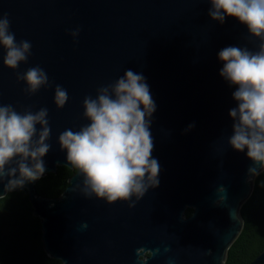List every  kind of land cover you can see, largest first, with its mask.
<instances>
[{
	"label": "water",
	"instance_id": "1",
	"mask_svg": "<svg viewBox=\"0 0 264 264\" xmlns=\"http://www.w3.org/2000/svg\"><path fill=\"white\" fill-rule=\"evenodd\" d=\"M209 7L208 0H0V18L7 15L17 42L32 45L16 71L4 67L0 49V105L48 110L44 176L71 168L59 135L85 126V97L125 71L143 74L157 106L151 134L160 183L134 208L86 199L73 190L82 186L77 172L55 199L38 193L39 180L15 190L28 191L50 257L62 264H226L262 171L247 179L252 162L228 146V113L236 105L217 53L227 46L256 51L259 42L232 18L213 22ZM34 66L45 70L50 87L30 96L17 77ZM56 85L67 90L63 109L54 104ZM7 193L0 184V198ZM250 264H264V251Z\"/></svg>",
	"mask_w": 264,
	"mask_h": 264
},
{
	"label": "clouds",
	"instance_id": "2",
	"mask_svg": "<svg viewBox=\"0 0 264 264\" xmlns=\"http://www.w3.org/2000/svg\"><path fill=\"white\" fill-rule=\"evenodd\" d=\"M208 3V16L213 22L223 25L232 18L259 42L256 51L227 46L217 53L222 65L219 76L234 89L232 99L236 105L228 113L232 121L228 146L252 162L249 179L264 171V0ZM71 35L75 39L79 29ZM31 48L27 40L17 42L6 14L0 18L5 68L16 71L27 63ZM17 79L24 83L30 96L50 87L47 73L39 66L29 68ZM67 100V90L56 85L57 109H63ZM82 107L88 123L79 130L66 129L58 137L66 163L82 177V186L73 190H79L86 199L95 198L108 205L127 203L130 209L134 208L149 189H156L160 183V165L152 157L151 134L157 106L145 77L127 70L114 83L100 87L94 98L85 97ZM47 117L46 108L18 112L12 105H0V184L4 190L23 189L43 178L47 171L44 158L51 147ZM194 127L189 125L186 131ZM218 192L224 193L225 189L221 187ZM83 227L87 228V224Z\"/></svg>",
	"mask_w": 264,
	"mask_h": 264
},
{
	"label": "trees",
	"instance_id": "3",
	"mask_svg": "<svg viewBox=\"0 0 264 264\" xmlns=\"http://www.w3.org/2000/svg\"><path fill=\"white\" fill-rule=\"evenodd\" d=\"M75 173V169L58 166L55 173L37 182L36 189L55 199ZM253 187L240 211L243 229L227 253L226 264H250L264 251V171L254 178ZM192 212L188 208L186 216ZM0 264H62L44 249L41 219L34 215L28 191L8 192L0 198Z\"/></svg>",
	"mask_w": 264,
	"mask_h": 264
},
{
	"label": "bare ground",
	"instance_id": "4",
	"mask_svg": "<svg viewBox=\"0 0 264 264\" xmlns=\"http://www.w3.org/2000/svg\"><path fill=\"white\" fill-rule=\"evenodd\" d=\"M189 215V214H188Z\"/></svg>",
	"mask_w": 264,
	"mask_h": 264
}]
</instances>
